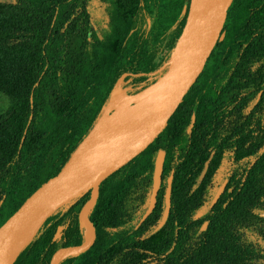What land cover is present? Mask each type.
<instances>
[{"label": "trees", "instance_id": "1", "mask_svg": "<svg viewBox=\"0 0 264 264\" xmlns=\"http://www.w3.org/2000/svg\"><path fill=\"white\" fill-rule=\"evenodd\" d=\"M189 3L0 0V93L6 100L0 112V225L62 168L122 75L135 89L156 79L171 59ZM144 12L152 14L147 31L141 28ZM159 150L161 183L142 220ZM222 162L227 185L211 205L212 177ZM169 182L170 209L159 226ZM90 191L46 217L13 264H49L57 248L82 243L79 213ZM262 213L264 0H233L202 72L166 127L102 180L89 211L94 243L59 264H264Z\"/></svg>", "mask_w": 264, "mask_h": 264}, {"label": "water", "instance_id": "2", "mask_svg": "<svg viewBox=\"0 0 264 264\" xmlns=\"http://www.w3.org/2000/svg\"><path fill=\"white\" fill-rule=\"evenodd\" d=\"M232 1L190 0L185 24L169 61V67L152 83L135 92L127 93L135 98L151 95L147 106L124 124L121 130L94 138L97 125L106 113V111L102 112L62 168L37 187L0 225V264H13L21 249L27 244L21 246L23 237L34 221L39 219L40 226L41 222L55 210L89 188L90 195L79 213L84 228H89V239H84L80 244L57 248L49 264H59L70 254L85 252L94 243L95 227L89 217V211L98 197L102 180L140 154L166 127L169 118L202 72L222 33ZM163 161L164 152L159 150L154 162L149 204L142 220L152 212L155 206L161 183ZM208 162L209 159L205 163L201 176ZM224 185L225 183L214 194L211 205L219 198ZM170 189L169 182L159 226L163 225L169 213ZM199 215L200 213L197 214ZM261 216L264 217V213ZM205 227L206 222L202 229Z\"/></svg>", "mask_w": 264, "mask_h": 264}, {"label": "bare ground", "instance_id": "3", "mask_svg": "<svg viewBox=\"0 0 264 264\" xmlns=\"http://www.w3.org/2000/svg\"><path fill=\"white\" fill-rule=\"evenodd\" d=\"M151 99L147 97L135 98L127 94L122 87H117L110 99L109 110L103 115L97 125L94 138L107 136L122 129V126L129 122L136 114L145 108ZM40 220L34 221L29 231L22 239L21 246L28 242L32 234L35 233L39 226ZM90 231L88 227L84 230V239L88 240Z\"/></svg>", "mask_w": 264, "mask_h": 264}, {"label": "rangeland", "instance_id": "4", "mask_svg": "<svg viewBox=\"0 0 264 264\" xmlns=\"http://www.w3.org/2000/svg\"><path fill=\"white\" fill-rule=\"evenodd\" d=\"M143 17H144V23L142 24V30H149L150 26H151V21H152V14H149V13H146L144 12L143 14ZM163 54L162 51L159 52V56H161ZM169 67V62L162 65L157 73H156V76L154 78H157L159 77L160 75H162L166 69ZM124 78V75H122L115 83L113 89L111 90L110 92V96H109V99L107 101V103L103 106V109H102V112H105L107 110H109V103H110V99H111V96L114 92V90L117 88V87H122L125 91L128 92H135L145 86H147L152 78H149L146 82H144L141 86L137 87L136 89L132 87V85L130 84V80H125L123 79ZM5 104H6V100L4 98V96L0 93V112L4 109L5 107ZM253 161V159H250L248 161H246V163H251ZM227 165L222 162L221 165H219V167L216 169V171L214 172V175L212 177V182H213V187H212V193L214 192L215 188L219 185L220 181H221V178L222 176H224V174L227 172ZM68 220H66L61 226L58 227L57 231H56V235H55V238L56 240H59L61 238V235H62V231L67 227V224H68ZM85 230V229H84ZM261 244H262V247L264 248V239H261Z\"/></svg>", "mask_w": 264, "mask_h": 264}, {"label": "flooded vegetation", "instance_id": "5", "mask_svg": "<svg viewBox=\"0 0 264 264\" xmlns=\"http://www.w3.org/2000/svg\"><path fill=\"white\" fill-rule=\"evenodd\" d=\"M205 163H206V162H205ZM202 171H203V170H202ZM223 183H225V185H224V187H223V190H222L221 194L223 193V191L225 190L226 185H227V180L223 179V176H222L219 185L215 188V190H214V192H213V196H214V194L216 193V191L219 189V187H220ZM221 194H220V195H221ZM170 195H171V189H170ZM219 197H220V196H219ZM217 200H218V199H217ZM204 222H205V221H204ZM204 222L202 223V226H203Z\"/></svg>", "mask_w": 264, "mask_h": 264}]
</instances>
